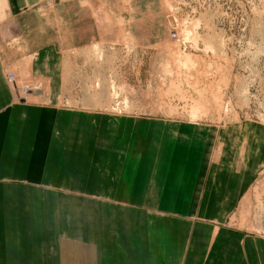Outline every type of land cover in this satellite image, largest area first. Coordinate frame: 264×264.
<instances>
[{"label": "crops", "instance_id": "obj_1", "mask_svg": "<svg viewBox=\"0 0 264 264\" xmlns=\"http://www.w3.org/2000/svg\"><path fill=\"white\" fill-rule=\"evenodd\" d=\"M40 1L0 0V264H264V199L262 232L225 225L264 198V128L59 108L58 44L23 40ZM29 57L49 106L13 98L6 72ZM127 123L136 139L109 141Z\"/></svg>", "mask_w": 264, "mask_h": 264}, {"label": "rangeland", "instance_id": "obj_2", "mask_svg": "<svg viewBox=\"0 0 264 264\" xmlns=\"http://www.w3.org/2000/svg\"><path fill=\"white\" fill-rule=\"evenodd\" d=\"M23 40L58 44L63 110L264 128V0H42L23 11ZM30 60L10 67L34 87L19 102L49 106L48 78L25 81ZM138 126L109 128V141ZM263 199L252 189L225 225L255 232Z\"/></svg>", "mask_w": 264, "mask_h": 264}, {"label": "built area", "instance_id": "obj_3", "mask_svg": "<svg viewBox=\"0 0 264 264\" xmlns=\"http://www.w3.org/2000/svg\"><path fill=\"white\" fill-rule=\"evenodd\" d=\"M172 37L177 38L175 33L172 34ZM6 79L9 83L15 101H23V98L28 94V92L31 89H34V87L30 88V86H23V84H20L14 72H11L10 69L6 72Z\"/></svg>", "mask_w": 264, "mask_h": 264}]
</instances>
